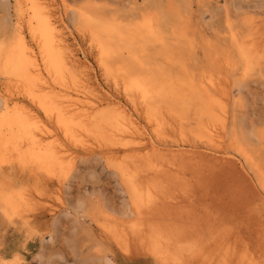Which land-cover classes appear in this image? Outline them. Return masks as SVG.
Instances as JSON below:
<instances>
[{
  "label": "rangeland",
  "instance_id": "rangeland-1",
  "mask_svg": "<svg viewBox=\"0 0 264 264\" xmlns=\"http://www.w3.org/2000/svg\"><path fill=\"white\" fill-rule=\"evenodd\" d=\"M0 103V264H264V0H0Z\"/></svg>",
  "mask_w": 264,
  "mask_h": 264
},
{
  "label": "bare ground",
  "instance_id": "bare-ground-1",
  "mask_svg": "<svg viewBox=\"0 0 264 264\" xmlns=\"http://www.w3.org/2000/svg\"><path fill=\"white\" fill-rule=\"evenodd\" d=\"M56 2V1H55ZM62 17V16H61ZM49 26L51 27V33H53V31L55 30V23H53L51 20H49ZM69 26V25H68ZM98 32V31H97ZM100 34V33H99ZM149 34V33H148ZM52 35H54V34H52ZM102 36V35H101ZM150 37V36H149ZM108 38V37H107ZM55 40V39H54ZM103 41V40H102ZM110 43H112V41L110 42ZM25 49V48H24ZM130 52V51H129ZM23 55H26L25 54V52H23ZM27 56V55H26ZM25 57V56H24ZM28 57V56H27ZM26 57V58H27ZM26 61H28L27 59H26ZM30 63L32 64L33 63V61L30 59ZM36 75H37V73H35ZM34 74V75H35ZM13 82V81H12ZM207 89V88H206ZM204 90V89H203ZM203 94V93H202ZM205 94V93H204ZM5 95V94H4ZM7 96V95H6ZM145 96H146V94H145ZM7 98H9V97H7ZM1 105H2V103H0V108H1ZM3 116H1L6 122H10V125H11V128H19L20 129V132H22L23 134H21V135H23V136H26V139H27V137H29V136H31L32 138L31 139H33L34 141H38L37 139H39V137L40 136H38V134H35V135H33V130H35V131H37V129H38V127L36 128V129H32V127H31V125H32V122H30L29 121V119H28V121H26V116H23L24 114H22L21 112H19L18 113V106H16V104L14 105H10V103L8 102V101H5V103H4V109H3ZM2 112V111H1ZM0 112V113H1ZM60 120V119H59ZM31 125H30V124ZM40 128V127H39ZM19 130H17V132H18ZM19 132V133H20ZM37 133H39L40 134V132L38 131ZM220 135H219V140H220ZM35 138H37V139H35ZM221 138H223V137H221ZM24 139V138H23ZM30 139V137L27 139V141H29V140H31ZM33 140H31V143H33L34 141ZM40 141H42L41 140V137H40V139H39ZM222 140V139H221ZM153 141V140H152ZM30 142V141H29ZM33 144H35V142L33 143ZM37 142H36V145H33V147L34 146H37ZM41 143L39 142V145H40ZM31 145V144H30ZM32 146V145H31ZM32 147V148H33ZM35 148V147H34ZM166 149V148H165ZM33 150H35V149H33ZM34 154V153H33ZM37 154V153H36ZM37 156V155H36ZM40 158V157H39ZM38 158V159H39ZM4 193V192H3ZM2 194V193H1ZM4 195V194H3ZM7 195V194H6ZM3 197V196H2ZM4 198H6V197H4ZM9 198V197H8ZM7 198V199H8ZM4 200V199H3ZM6 200V199H5ZM10 200V199H9ZM18 202V201H17ZM4 204V203H3ZM6 204H7V202H6ZM9 205V204H8ZM19 206V205H18ZM4 207H6V206H4ZM7 209V208H6ZM74 210V209H73ZM6 211H8V210H6ZM67 211H70V210H67Z\"/></svg>",
  "mask_w": 264,
  "mask_h": 264
}]
</instances>
